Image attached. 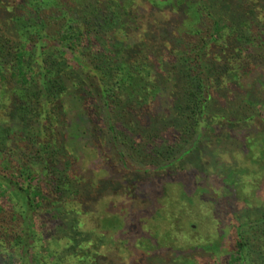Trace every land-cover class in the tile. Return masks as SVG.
<instances>
[{
    "label": "trees",
    "instance_id": "1",
    "mask_svg": "<svg viewBox=\"0 0 264 264\" xmlns=\"http://www.w3.org/2000/svg\"><path fill=\"white\" fill-rule=\"evenodd\" d=\"M263 63L264 0H0V264H102L88 205L178 173L216 127L264 130V80L243 84ZM91 152L108 180L77 168Z\"/></svg>",
    "mask_w": 264,
    "mask_h": 264
},
{
    "label": "rangeland",
    "instance_id": "2",
    "mask_svg": "<svg viewBox=\"0 0 264 264\" xmlns=\"http://www.w3.org/2000/svg\"><path fill=\"white\" fill-rule=\"evenodd\" d=\"M141 5L143 23L155 26L164 22L161 14H146L145 8L149 7ZM260 77L264 80V63L252 75L245 76L243 84L249 87ZM215 129L202 140L195 156L186 159L178 173L163 181L158 174H147L135 193L108 190L102 198L88 205L91 213L84 218L86 231L98 229L101 234L98 239L106 242L100 248L102 264H151L149 258L152 264H176L174 259L179 257L183 258L179 264L185 259H194L196 264H240L236 262L235 253L241 234L250 253L243 264L261 261L264 224L239 227L257 221L264 214V130L253 121L238 127ZM90 155L77 164L82 175L95 181L108 180L110 172L103 165L104 159L92 152ZM133 168H138L136 163ZM104 185L105 189L109 187V184ZM111 185L112 189L118 188ZM161 203L166 206L167 211L162 214L167 216L168 222L160 219L161 214L157 215ZM45 223L46 233L37 248L47 252L52 225L49 221ZM129 229L133 234L139 233L140 238L149 234L152 240L142 238L134 243L128 240ZM160 229L163 230L160 238L153 235ZM114 242H118L119 247H115ZM147 252L151 253L149 258L144 257V254L149 255ZM141 257L144 261H140ZM14 264H20L19 260Z\"/></svg>",
    "mask_w": 264,
    "mask_h": 264
}]
</instances>
